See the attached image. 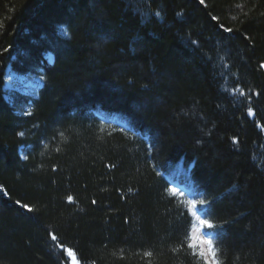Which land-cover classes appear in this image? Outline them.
I'll use <instances>...</instances> for the list:
<instances>
[{"label":"trees","instance_id":"trees-1","mask_svg":"<svg viewBox=\"0 0 264 264\" xmlns=\"http://www.w3.org/2000/svg\"><path fill=\"white\" fill-rule=\"evenodd\" d=\"M262 64L264 0H0V264H203L160 173L209 202L220 264H264ZM8 66L38 97L7 101Z\"/></svg>","mask_w":264,"mask_h":264},{"label":"rangeland","instance_id":"rangeland-1","mask_svg":"<svg viewBox=\"0 0 264 264\" xmlns=\"http://www.w3.org/2000/svg\"><path fill=\"white\" fill-rule=\"evenodd\" d=\"M66 30L61 29L60 34H65ZM47 59L50 63H53V59H49V55H47ZM44 86V80L41 76L38 75H21L16 73L11 66H8V68L5 71V78H4V92H5V98L11 105H15V101L17 99V96L22 97H28V98H34L38 97L41 89ZM29 111V110H28ZM95 119L99 122L98 124L104 131L107 132H122L124 135L126 134L131 138L132 141L135 143L139 142H145L147 146V150L150 153L151 146L148 138H145L141 136L140 134L135 133L132 131L128 125L120 121L117 118L109 117L105 113H99L96 114ZM21 155L22 158L25 159V154L22 153L21 149ZM162 177L165 178V180L169 183V189L168 192L173 195V193L170 191L172 188H176L178 192H183L184 195L181 197L179 195H175V197L180 201V203L184 206L186 210L189 211V216L191 219L190 222V230L188 235H201L202 232H209L210 230L204 229L201 233H196L193 230V225L197 224L195 217L192 215V208L191 205L188 203V201H198L201 199V197H198V195L195 194L194 189L188 182H183V179H181L180 182H176L172 180V177L170 175H167L166 173H160ZM174 196V195H173ZM197 208L200 209V215L202 218H206V215L204 214V211L202 208H200L199 204L197 203ZM208 219V218H206ZM216 242V235L211 231L210 233ZM72 261V259H71ZM73 264V261H72Z\"/></svg>","mask_w":264,"mask_h":264},{"label":"snow or ice","instance_id":"snow-or-ice-1","mask_svg":"<svg viewBox=\"0 0 264 264\" xmlns=\"http://www.w3.org/2000/svg\"><path fill=\"white\" fill-rule=\"evenodd\" d=\"M201 4L205 3V0H200ZM236 17H233L235 19ZM213 20H216L217 17L213 16ZM221 27H223L221 25ZM224 31L231 32V28H224ZM260 67L264 68V64L260 65ZM236 91L241 95H245L243 89H236ZM249 114H253L252 110L249 109ZM23 135V133H20ZM237 142V141H234ZM27 158V157H25ZM173 195L183 196V192H178L176 188L170 189ZM0 192H3V189L0 188ZM71 201L72 197H68ZM20 202L17 201V204ZM95 203V201H93ZM192 208V215L195 217L197 224L193 225V230L196 233H201L202 230L207 229L210 230L209 232H202L201 235H186L185 240L187 242V247L192 250V255L197 258V260H203V264H220V261L217 259L218 249L216 248V242L214 241L212 235L210 234L212 230H217V225L212 222L210 219L202 218L200 213V209L197 208V203L199 204L200 208L206 207L208 205V201L201 198L198 201H188ZM24 209L28 212H32L33 208L29 205L24 204L21 205ZM51 239L55 241L57 236L55 234H51ZM67 255L72 258L73 264H80V261L77 260L75 253L71 249H67ZM146 256H151V252L145 253Z\"/></svg>","mask_w":264,"mask_h":264}]
</instances>
